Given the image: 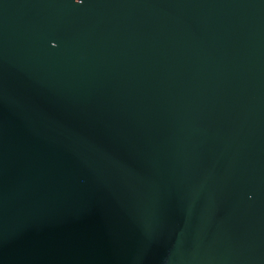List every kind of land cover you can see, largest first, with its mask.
I'll list each match as a JSON object with an SVG mask.
<instances>
[{
  "label": "water",
  "instance_id": "obj_1",
  "mask_svg": "<svg viewBox=\"0 0 264 264\" xmlns=\"http://www.w3.org/2000/svg\"><path fill=\"white\" fill-rule=\"evenodd\" d=\"M0 264H264V0H0Z\"/></svg>",
  "mask_w": 264,
  "mask_h": 264
},
{
  "label": "clouds",
  "instance_id": "obj_2",
  "mask_svg": "<svg viewBox=\"0 0 264 264\" xmlns=\"http://www.w3.org/2000/svg\"><path fill=\"white\" fill-rule=\"evenodd\" d=\"M77 3H80V0H76Z\"/></svg>",
  "mask_w": 264,
  "mask_h": 264
}]
</instances>
